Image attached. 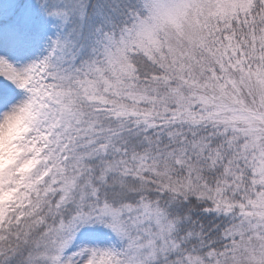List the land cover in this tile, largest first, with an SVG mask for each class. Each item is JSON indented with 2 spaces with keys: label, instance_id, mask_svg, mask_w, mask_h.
<instances>
[{
  "label": "snow or ice",
  "instance_id": "1",
  "mask_svg": "<svg viewBox=\"0 0 264 264\" xmlns=\"http://www.w3.org/2000/svg\"><path fill=\"white\" fill-rule=\"evenodd\" d=\"M0 264H264V0H0Z\"/></svg>",
  "mask_w": 264,
  "mask_h": 264
}]
</instances>
